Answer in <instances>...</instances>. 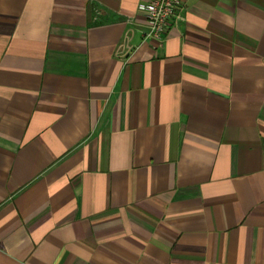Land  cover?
I'll list each match as a JSON object with an SVG mask.
<instances>
[{
    "label": "crops",
    "instance_id": "0c3cea01",
    "mask_svg": "<svg viewBox=\"0 0 264 264\" xmlns=\"http://www.w3.org/2000/svg\"><path fill=\"white\" fill-rule=\"evenodd\" d=\"M0 0V264H264V0Z\"/></svg>",
    "mask_w": 264,
    "mask_h": 264
},
{
    "label": "built area",
    "instance_id": "2783aa9c",
    "mask_svg": "<svg viewBox=\"0 0 264 264\" xmlns=\"http://www.w3.org/2000/svg\"><path fill=\"white\" fill-rule=\"evenodd\" d=\"M183 5V0H146L140 4L137 12L144 16L147 24V30L142 34L143 41L154 45L162 43L169 21Z\"/></svg>",
    "mask_w": 264,
    "mask_h": 264
}]
</instances>
